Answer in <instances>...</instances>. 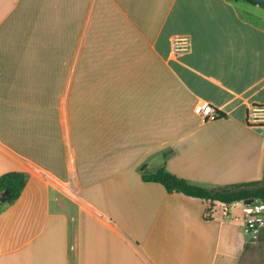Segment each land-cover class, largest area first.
Instances as JSON below:
<instances>
[{
	"label": "crops",
	"instance_id": "1",
	"mask_svg": "<svg viewBox=\"0 0 264 264\" xmlns=\"http://www.w3.org/2000/svg\"><path fill=\"white\" fill-rule=\"evenodd\" d=\"M174 34L185 50L171 51ZM198 100L223 115L201 119ZM253 102L254 2L0 0V173H25L0 204V264L236 263L245 233L229 205L204 219L201 198L140 169L208 187L261 179Z\"/></svg>",
	"mask_w": 264,
	"mask_h": 264
},
{
	"label": "trees",
	"instance_id": "2",
	"mask_svg": "<svg viewBox=\"0 0 264 264\" xmlns=\"http://www.w3.org/2000/svg\"><path fill=\"white\" fill-rule=\"evenodd\" d=\"M248 1L252 2V0ZM215 113L216 115L213 118L223 115L220 110H215ZM140 177L143 180L160 183L166 192L179 191L201 198L203 202L201 217L204 219L213 217L216 202L232 206L239 201L242 203L253 198H262L264 200V174L261 179L215 187L190 182L186 178L178 176L163 167L153 170L143 167L140 169ZM24 181L25 173L23 170H6L0 173V190L6 188L8 192V197L5 201H12L19 195Z\"/></svg>",
	"mask_w": 264,
	"mask_h": 264
},
{
	"label": "built area",
	"instance_id": "3",
	"mask_svg": "<svg viewBox=\"0 0 264 264\" xmlns=\"http://www.w3.org/2000/svg\"><path fill=\"white\" fill-rule=\"evenodd\" d=\"M188 46L187 36L184 34H174L170 39L171 51L178 53ZM193 110L201 119L212 118L216 115L211 105L203 100H198L193 105ZM246 121L250 124L264 123V104L249 103L246 107ZM243 232L246 240L252 241L257 238L264 226V200L253 198L241 203Z\"/></svg>",
	"mask_w": 264,
	"mask_h": 264
},
{
	"label": "rangeland",
	"instance_id": "4",
	"mask_svg": "<svg viewBox=\"0 0 264 264\" xmlns=\"http://www.w3.org/2000/svg\"><path fill=\"white\" fill-rule=\"evenodd\" d=\"M229 207L231 208L232 212H236V216L234 217H236L238 221H241V204L236 203L235 205ZM215 210L217 211V213L220 212L218 205H216ZM246 236L247 235H245L246 247L243 249L242 253L237 259V262L234 264H264V226L259 232L256 239L248 241L246 240Z\"/></svg>",
	"mask_w": 264,
	"mask_h": 264
},
{
	"label": "water",
	"instance_id": "5",
	"mask_svg": "<svg viewBox=\"0 0 264 264\" xmlns=\"http://www.w3.org/2000/svg\"><path fill=\"white\" fill-rule=\"evenodd\" d=\"M252 2L264 8V0H252ZM7 197H8L7 189L5 188V189L0 190V201L6 200Z\"/></svg>",
	"mask_w": 264,
	"mask_h": 264
}]
</instances>
